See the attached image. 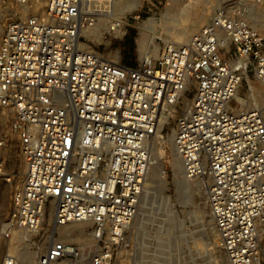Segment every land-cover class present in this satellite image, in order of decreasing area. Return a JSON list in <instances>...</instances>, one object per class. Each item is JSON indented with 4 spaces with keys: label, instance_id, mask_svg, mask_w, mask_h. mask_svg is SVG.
Returning a JSON list of instances; mask_svg holds the SVG:
<instances>
[{
    "label": "built area",
    "instance_id": "obj_1",
    "mask_svg": "<svg viewBox=\"0 0 264 264\" xmlns=\"http://www.w3.org/2000/svg\"><path fill=\"white\" fill-rule=\"evenodd\" d=\"M115 2L47 0L43 17L11 22L0 40V117L24 165L0 223V264H109L138 216L149 142L168 115L228 263L264 264V117L231 108L248 71L264 85V36L246 18L260 0L217 8L186 43H167L135 67L79 48L81 33L111 18ZM112 20L110 31L121 32L125 19ZM190 86V106L178 112ZM7 145L0 129V181L10 183ZM69 223L89 225L91 239L59 240ZM19 232L30 236L31 262L10 250Z\"/></svg>",
    "mask_w": 264,
    "mask_h": 264
},
{
    "label": "rangeland",
    "instance_id": "obj_2",
    "mask_svg": "<svg viewBox=\"0 0 264 264\" xmlns=\"http://www.w3.org/2000/svg\"><path fill=\"white\" fill-rule=\"evenodd\" d=\"M171 1L174 2L173 0H138V5L135 9L127 11L124 15L119 14L116 10L115 15L112 16L114 19H118V17L125 19L121 32L112 33L109 28V23L113 21L112 17H102L104 19L98 27V33L102 34L101 39L93 40L91 37L86 38L82 34L80 42L84 44L86 51L98 52L109 65L135 67L145 56L142 54L138 45L140 38V29L138 26L143 24L144 20L153 18L156 21V25L154 29H148L147 37L149 38V47L145 51L146 53L148 52L146 55L155 58L160 54L163 46L168 41H174L169 37V28L174 29L179 24H184L183 19L194 12L195 0H175L176 3L173 8H170ZM234 1L211 0L208 6L211 5L213 9L211 8L206 12H210L208 15H214L217 8L224 6L230 8ZM30 3L31 0L25 5L17 4L11 0H0V40L6 33L7 27L11 22L33 15ZM46 3L47 0H44L43 11ZM198 5L199 7H203L201 1ZM261 6L262 4L260 2L255 5L253 8V16L260 15V17L262 16V20H264V12H261L264 10H262ZM169 16H173L175 21L168 23L167 19ZM207 22H209L208 19L191 24L188 37H191ZM258 24L254 28L261 36H264V27L261 28ZM106 27H108V31L105 30ZM150 44L152 47L155 44L157 48L156 56L152 53ZM227 48H229V45ZM149 49L151 50L149 51ZM224 55L228 57L229 50L225 51ZM250 86L254 91L258 89V91L264 92V85L260 84L253 77L251 71H248L239 86L236 96L241 100H245L248 97L253 101L255 92L249 90ZM192 95L193 86H190L184 95V100L178 105V112L191 102ZM236 96L231 103V108H234L235 111H241L242 107L236 100ZM0 129L8 137L7 151H5L7 153L6 171L12 177L10 183L0 181L1 223L8 211L12 194L20 183L24 165L19 153L17 139L10 134L5 119L1 117ZM175 129L176 118L175 116L170 118L168 115L167 122L159 130L158 138L154 136L149 142L150 167L145 180L149 184V187H151L149 190L151 194L150 197L149 195L146 197L147 200L145 198L143 202L140 201L139 215L133 221L135 223H132L127 231L126 244L112 255L109 264H229L221 250L220 242L218 247L215 248L209 236V230L213 226L215 227V225L211 219L209 207L206 202L204 184L199 180L185 177L183 168L182 175L176 176L172 166L175 149L173 148ZM152 146H155V153L152 151ZM156 157L158 159V164L156 165L157 171L152 176L150 170L153 166V159ZM180 181H185L192 185L197 184L200 188V195L196 188L194 189L195 191L182 189L178 183ZM170 214L174 219L171 224L172 227L170 230H167L166 221ZM83 224L82 229H84V233H89V225H86V223ZM59 230L56 236L58 239L62 238ZM16 241L13 240L10 250L18 255V250H22L24 247H21V241ZM29 250L33 252V249ZM33 258L34 256L25 261L31 262Z\"/></svg>",
    "mask_w": 264,
    "mask_h": 264
},
{
    "label": "bare ground",
    "instance_id": "obj_3",
    "mask_svg": "<svg viewBox=\"0 0 264 264\" xmlns=\"http://www.w3.org/2000/svg\"><path fill=\"white\" fill-rule=\"evenodd\" d=\"M173 1L174 2L171 1V3H170V8H173V6L176 3L175 0H173ZM200 1L203 3V7H199L198 3ZM116 2H117V0H116ZM116 2L114 3V6H113L112 16L115 15L116 10L119 14L124 15L127 11H131V10L135 9V7L138 5V0H118L117 4H116ZM210 3H211V0H195V3H194L195 6H194V10H193L194 12L190 13L185 19H183L184 24H181V25L179 24L174 29H171V28H169L170 30L167 29L169 37L174 40V41H168V43H178V44L186 43L190 39V37H188V34L190 31L191 24H194V23L196 24L200 21L207 20V19L210 22L214 16V15H210V14H209L210 15L209 16L208 13H210V12H208V13L206 12V11H209L211 8L213 9V7L211 5L208 6ZM43 4H44V0H31L30 6H31V9L33 10L32 14L33 15H39V16L43 17L44 12H45V9H44V11L42 10ZM260 4H262L261 7H262V10H264V0H260ZM254 7H255V5L252 6V8L250 9V13L247 15L246 18L253 28L258 23H259L258 24L259 27L262 28V27H264V20H262V18H261L262 16L260 17V15L259 16H257V15L253 16V11H254L253 8ZM261 12H264V11H261ZM181 13H183V12H181ZM181 15H183V14H181ZM103 19L104 18H100L93 28L87 29V30L83 31L81 34H83L86 38L91 37L93 40H95V39L100 40L102 37V34L98 33V27H99V24L102 23ZM173 21H175L173 16H169L167 19V22L172 23ZM252 21L254 22V24ZM155 25H156V21L152 18V19L144 20L143 24H140V26H138L140 29V38H139L138 45H139V48H140L142 54L145 55L144 57L148 56V55H146L148 52L146 53V51H145V49L147 47H149L148 46V39L149 38L147 37L148 29L149 30L154 29ZM105 30L108 31V27H106ZM217 36H218V39L220 41V45L222 47H224V46L226 47V42H227L226 40L227 39L220 29H217ZM150 46H151V44H150ZM84 47H85L84 44L79 43L80 49L85 50ZM150 50L151 49H149V51ZM152 53L155 56L157 54V48H156L155 44H154V47H152ZM249 90L251 92H255V96H254L253 101L250 100L248 97L245 100H241L239 97L236 96L238 91L235 94L236 100L239 102V105H241V107H242L241 111L259 108L258 110L261 112L262 117H264V92H260V91H258V89H256V91H254L251 86H250ZM235 96H234V98H235ZM189 106H190V104L188 103V105L184 106V107L188 108ZM167 117L168 116H164V117L160 118V122H159L157 129H156V132H155L156 138H158V134H159V130L161 129V126L165 122H167ZM169 141H170V138H169ZM151 148H152L153 153H155V150H154L155 146H152ZM173 148H175L174 145H173ZM5 156H7V153H5ZM152 164H153V166H152V169L150 170V173L152 176H154L156 174V171H157V167H156V165L158 164L157 157L153 159ZM172 166L174 168L176 176H178L180 174L182 175V168H183L182 160H181L180 156L177 154L175 149H174V154H173ZM183 171H184V169H183ZM147 173H148V171H147ZM178 183L180 184V187L182 189L194 190L196 188V190L198 191V194L200 195V192H199L200 188H199V186H197V184L192 185V184H189L188 182H185V181H180ZM150 189H151V187H149V184L147 183V181L144 180V184H143L144 193H143V196L141 197V200H140L141 202H143L148 195L150 197V194H151V192L149 191ZM197 191H196V194H197ZM199 199H200V196H199ZM146 200H147V198H146ZM138 215H139V213H138ZM173 219L174 218L170 214L167 218V221H166L167 222L166 223L167 224V228H166L167 230H170V228L172 227L171 224L173 222ZM139 220H141V219H139ZM133 223H135V222H133ZM83 225H84L83 223H69V224H66L65 226L60 227L59 232H60V236H62V238H59V240H61L63 242H78V241H80V242H84V243L89 241L91 239L90 233H87V234L84 233V231H83L84 229H82ZM209 236H210V238L212 240V244L215 246V248L218 247L220 241H219V236L217 234L216 228L214 226L209 230ZM25 237L29 238L30 236H29V234H27L25 232H19V233H16L12 237V240H15V241L17 240L20 242ZM20 243L22 244L21 247L22 248L24 247V248L22 250L19 249L21 252L18 250L19 256L16 253H14V254H16L20 259H22V260L24 259V261L32 258L34 255H33V252H31L29 250V249L32 250V248L29 247V249H28L29 244L28 243L24 244L23 240ZM16 247H17V245H16ZM38 250H41V246L38 247Z\"/></svg>",
    "mask_w": 264,
    "mask_h": 264
}]
</instances>
